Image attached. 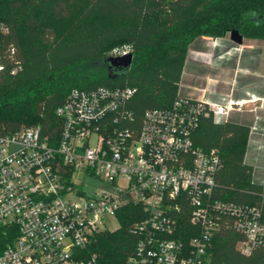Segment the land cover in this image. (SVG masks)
<instances>
[{
  "label": "built area",
  "instance_id": "1",
  "mask_svg": "<svg viewBox=\"0 0 264 264\" xmlns=\"http://www.w3.org/2000/svg\"><path fill=\"white\" fill-rule=\"evenodd\" d=\"M135 93L75 88L56 109L54 136L40 127L0 134V226L16 231L0 264H102L97 235L116 230L111 218L119 228L117 213L131 204L144 216L130 228L136 244L122 264H205L223 228L242 236V255L264 249L262 209L215 198L219 153L193 141L201 117L225 123L253 98L215 104L179 96L137 121L127 107ZM184 216L190 230L180 228Z\"/></svg>",
  "mask_w": 264,
  "mask_h": 264
},
{
  "label": "trees",
  "instance_id": "2",
  "mask_svg": "<svg viewBox=\"0 0 264 264\" xmlns=\"http://www.w3.org/2000/svg\"><path fill=\"white\" fill-rule=\"evenodd\" d=\"M1 24L7 32L0 35V134L40 127L54 136L61 124L56 109L75 88H135L127 107L137 121L148 110L170 109L197 40L225 38L233 30L264 40V0H0ZM122 44L132 47V64L115 77L108 53ZM249 136L247 125L203 116L193 141L219 153L215 198L260 206L264 220V186L253 182L254 167L245 162ZM136 209L123 208L119 228L97 235L102 264H122L134 249L130 228L144 216ZM179 224L190 230L185 216ZM15 232L0 226V250ZM240 240L237 232L220 230L205 264H264V249L242 255Z\"/></svg>",
  "mask_w": 264,
  "mask_h": 264
},
{
  "label": "crops",
  "instance_id": "3",
  "mask_svg": "<svg viewBox=\"0 0 264 264\" xmlns=\"http://www.w3.org/2000/svg\"><path fill=\"white\" fill-rule=\"evenodd\" d=\"M245 40L251 41V48L227 47L222 50L211 45L206 49L200 44L204 39L197 40L188 52L190 58L185 64L179 96L215 104L253 98L244 103L240 111L231 112L229 121L249 127L255 125L259 129L250 133L245 162L254 167L253 182L264 186V71L255 63L256 51L262 47L256 43L261 40ZM246 51H249L248 56ZM224 57L230 58L231 62L221 76L212 77L201 68L205 66V60ZM184 86L185 92L182 91Z\"/></svg>",
  "mask_w": 264,
  "mask_h": 264
},
{
  "label": "rangeland",
  "instance_id": "4",
  "mask_svg": "<svg viewBox=\"0 0 264 264\" xmlns=\"http://www.w3.org/2000/svg\"><path fill=\"white\" fill-rule=\"evenodd\" d=\"M252 40V39H251ZM251 41L250 40H245L243 45H235L233 42L230 41V37L229 34L225 37V38H205L203 42H200V44L203 45V47L205 46V48H209L211 45H215L217 48H221L222 50L227 48V47H245V48H251L250 44ZM252 43H254L252 41ZM258 45V47H262V49H257L258 51H256L257 53V58H256V64L258 63V65L260 66V68L262 69V71H264V40H261L259 42H256ZM129 46L128 44H122L119 46H116L114 48H112L108 55L111 56L113 54H116L117 52H119L120 50H122L123 48ZM194 46H192L193 49ZM256 47V48H258ZM205 49V50H206ZM246 56L249 55V51H246L245 53ZM189 55L187 56V59H189ZM189 61V60H188ZM205 66L203 65V67H201L203 70L205 69V71L212 77H217V76H221L223 74V72L225 71L226 68H228V66L230 65L231 59L230 58H215L213 61L209 60H205ZM208 63V64H207ZM182 91L185 92V86L184 88H182ZM109 227L111 229H117L118 228V222L111 218L108 223Z\"/></svg>",
  "mask_w": 264,
  "mask_h": 264
},
{
  "label": "water",
  "instance_id": "5",
  "mask_svg": "<svg viewBox=\"0 0 264 264\" xmlns=\"http://www.w3.org/2000/svg\"><path fill=\"white\" fill-rule=\"evenodd\" d=\"M230 41L235 45H243L244 37L237 30H233L229 33ZM133 54H127L122 57H109L107 59L108 68L112 76L123 74L129 70L132 64Z\"/></svg>",
  "mask_w": 264,
  "mask_h": 264
}]
</instances>
